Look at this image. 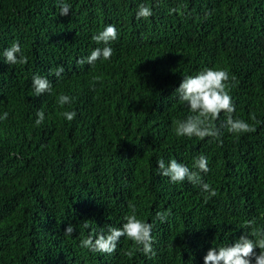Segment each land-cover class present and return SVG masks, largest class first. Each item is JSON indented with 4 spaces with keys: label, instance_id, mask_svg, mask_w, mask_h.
<instances>
[{
    "label": "trees",
    "instance_id": "obj_1",
    "mask_svg": "<svg viewBox=\"0 0 264 264\" xmlns=\"http://www.w3.org/2000/svg\"><path fill=\"white\" fill-rule=\"evenodd\" d=\"M65 2L67 16L60 0H0V53L18 42L28 59L9 65L0 55V264H204L209 249L254 239L243 227L264 230V0ZM140 4L153 15L138 20ZM108 25L118 33L113 56L78 64L104 46L92 37ZM206 68L228 71L233 118L254 132L230 133L222 112L218 139L175 134V122L194 115L176 89ZM36 74L51 93L35 95ZM61 94L71 103L60 106ZM200 155L209 167L201 178L216 191L207 202L201 185L173 183L157 165L196 170ZM130 205L153 225L155 256L126 237L112 254L80 247L121 227Z\"/></svg>",
    "mask_w": 264,
    "mask_h": 264
},
{
    "label": "clouds",
    "instance_id": "obj_2",
    "mask_svg": "<svg viewBox=\"0 0 264 264\" xmlns=\"http://www.w3.org/2000/svg\"><path fill=\"white\" fill-rule=\"evenodd\" d=\"M171 11H176L172 9ZM71 12V6L60 0V15L67 16ZM153 15L150 7L140 4L136 11V18L147 19ZM118 33L114 25H108L99 34L94 35L92 39L103 47H96L91 51V54L86 58H81L77 61L78 64L83 65L87 63L94 66L97 60H109L113 56V49L109 46L111 41L117 39ZM3 59L9 65L27 64L28 59L22 53L21 45L14 42L10 47L5 48L2 53ZM64 72L63 66H59L53 70V74L59 78ZM97 80L99 77L96 78ZM232 80L235 77H231ZM230 75L227 70H217L206 68L196 75L184 76L179 88L176 92L179 94V100L185 102L190 107L194 115H190L185 120L175 122V134L178 137H196L200 140L211 137L218 139L220 136L219 129L215 126L214 121L219 119L221 113L227 116L226 125L230 133L242 134L251 133L255 128L243 119H234L233 113L235 106L232 97L229 94ZM32 88L35 95L41 96L45 93H51L53 90L52 82L39 74L32 77ZM57 102L60 106L71 103V97L61 94ZM37 119L35 124L41 125L45 119L43 110L37 112ZM62 115L68 120L72 121L76 113L74 111H65ZM8 113H3L0 119H7ZM255 120V117H252ZM160 175L170 178L171 182L179 183L187 180L192 184L201 185L202 191L206 193L205 202L210 197L216 196V191L210 187L209 184L203 182L200 173H207L209 171L208 161L204 155H200L194 160L193 168L190 169L182 162L176 159H171L165 163L163 159L157 162ZM132 209L131 214L124 217L125 223L121 227H111L107 229V233L102 229L96 235H89L84 238L80 247L89 249L93 252L112 254L116 251L118 242L122 237L131 240L138 250L142 251L150 258L155 256L153 250V238L151 223L145 222L137 217L135 214V207L130 205ZM169 213L158 212L156 219L161 222H166ZM254 221H246L245 229L251 228V237L248 235L241 236L233 245H225L220 247H213L209 249L204 257V264H252L253 258L255 264H264V230L253 227ZM84 227H88L87 224ZM75 231L73 225H69L65 229V235H72ZM260 249L257 254L256 249Z\"/></svg>",
    "mask_w": 264,
    "mask_h": 264
}]
</instances>
